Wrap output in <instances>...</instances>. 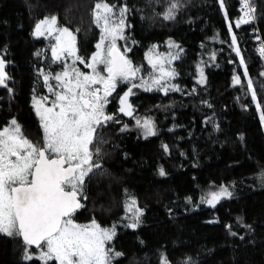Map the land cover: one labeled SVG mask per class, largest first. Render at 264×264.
<instances>
[{
  "label": "trees",
  "instance_id": "trees-1",
  "mask_svg": "<svg viewBox=\"0 0 264 264\" xmlns=\"http://www.w3.org/2000/svg\"><path fill=\"white\" fill-rule=\"evenodd\" d=\"M97 2L0 0V58L6 61L7 87L19 89L20 104L28 94L49 93L40 70L54 76L62 62H72L71 57L54 62V36H34L35 25L56 16L58 27L76 36L78 54L88 59L101 35L93 20ZM106 2L130 9L126 39L117 46L131 48L128 58L149 76L146 52L154 45L166 51L167 40H176L179 48L173 50L179 58L168 66L176 75L167 83L180 91L133 89L130 117L118 112V100L131 83H118L106 112L115 113L119 123L97 129L91 151L100 167L86 177L76 220L115 225L116 234L106 244L113 250L110 264H163L164 258L168 264H264V66L253 46L252 27L235 26L242 16L240 0H224V8L219 0H177L172 20L163 18L171 0ZM254 5L264 37V0ZM233 33L248 77L231 44ZM200 68L204 84L198 82ZM234 75L241 76L242 85H233ZM248 78L257 101L247 89ZM49 82L56 84L51 76ZM146 118L156 131L147 138L136 125ZM221 186L232 196L214 208L202 203ZM130 199L142 210L135 228L127 227L135 222L134 212L127 210ZM24 246L20 237L0 234V264H45L38 257L25 260Z\"/></svg>",
  "mask_w": 264,
  "mask_h": 264
},
{
  "label": "snow or ice",
  "instance_id": "snow-or-ice-1",
  "mask_svg": "<svg viewBox=\"0 0 264 264\" xmlns=\"http://www.w3.org/2000/svg\"><path fill=\"white\" fill-rule=\"evenodd\" d=\"M219 2L221 8H224V0ZM178 7L177 0H171L163 18L175 19ZM242 9L244 15L236 21L237 28L255 19L251 0H242ZM129 11L126 4L117 6L106 0L95 3L93 20L100 28L101 35L96 51L88 59L78 54L76 36L68 28L58 27L56 16L45 17L35 25L34 36H54L55 44L51 48L53 61L71 57L72 63L62 62V71L54 76L40 70L48 92L54 96L51 101L48 96L33 97L35 112L43 129L41 141L34 143L28 139L15 119L0 129V233L22 238L25 260L33 259L28 249L35 245L42 249L38 259L45 264L49 261L58 264L111 262L110 253L113 250L106 247V243L115 236V225L110 229L102 228L95 219L88 224H79L73 218L77 210L83 207L80 200L83 198L85 178L94 168L100 167L93 162L90 149L97 129L109 122L119 123L115 113L106 112L109 98L117 91L118 83H131L139 79L140 83H131L118 100V112L131 117L134 107L129 98L134 95L133 89L151 91L155 88L165 94L180 91L177 85L167 83L176 73L174 69L165 66L178 59V54L169 53L165 58L162 55L153 56L152 50H149L147 60L154 70L149 82L138 75L141 68L128 58L127 52L131 48L125 47L122 52L117 47L118 40L126 39L125 29L130 27L126 23ZM228 27L231 30L232 24L229 23ZM231 44L240 56V64L244 66V77H248L235 33L232 34ZM173 46L179 48L170 43V47ZM259 52L264 56V44H261ZM212 58L215 59V53ZM77 63L91 71H82ZM5 68L6 61L0 58V86L7 87L9 77ZM199 71L198 82L204 84L203 68ZM50 76L55 80V86L49 82ZM232 82L233 85H242L241 76L234 75ZM247 89L252 100L257 101L251 78L247 79ZM256 106L261 107L259 102ZM261 119L264 120V114ZM136 125L142 129L145 138L156 135L154 122L150 118L143 122L137 119ZM126 128L127 125H124L121 131ZM163 147L167 151L168 146ZM160 174L164 175L163 169ZM231 196L232 193L221 186L218 191L210 192L201 200L214 208L222 198ZM127 210L134 212L135 218V222L127 227H137L142 210L136 207L135 199H130ZM114 255L121 254L117 252ZM163 264H168L166 258Z\"/></svg>",
  "mask_w": 264,
  "mask_h": 264
},
{
  "label": "flooded vegetation",
  "instance_id": "flooded-vegetation-1",
  "mask_svg": "<svg viewBox=\"0 0 264 264\" xmlns=\"http://www.w3.org/2000/svg\"><path fill=\"white\" fill-rule=\"evenodd\" d=\"M0 89H2V93L0 94V129L8 126L9 123L13 119H15L17 123L21 126L24 135L28 139L32 140L34 143L41 141L43 137V129L41 127L39 117L36 115L35 112V108L33 105V97L35 96L37 98H40L43 96H48L50 98L49 101H51L54 99V96L51 93H46L42 95L28 94L25 96L26 98L25 104H20V102L17 100V97L20 96L19 89L15 85L9 84L7 88L2 87ZM9 89H11V91H9ZM27 111L28 113L30 112L29 117L26 114ZM93 145L90 146V149ZM85 181H84V185H85ZM82 200L83 198H81L80 200L81 204H82ZM73 218L75 222L79 224L90 223V220L77 221L76 213L74 214ZM0 234L6 237H10L3 233ZM28 251L33 254V257H37L39 254L38 251L40 250L35 246H30Z\"/></svg>",
  "mask_w": 264,
  "mask_h": 264
},
{
  "label": "rangeland",
  "instance_id": "rangeland-1",
  "mask_svg": "<svg viewBox=\"0 0 264 264\" xmlns=\"http://www.w3.org/2000/svg\"><path fill=\"white\" fill-rule=\"evenodd\" d=\"M98 43V41L96 42V44ZM170 43L172 44V45H177V42H176V40L175 39H173V38H169L168 40H167V42H166V51H161V52H159L158 51V48H159V46L158 45H155L156 47L155 48H151L150 50H152V55L153 56H156V55H162V56H164L165 58H167V56H168V54L169 53H172L173 55H174V50H173V48L175 47V46H173V47H170ZM96 51V50H95ZM148 53H149V50L146 52V63L148 64V60H147V55H148ZM174 62V60H172L171 61V64H166L165 66L167 67V68H169L168 66H170V65H172V63ZM66 63H68V64H71L72 62L71 61H68V62H66ZM79 64L77 63V66H78ZM149 65V67H151V69H152V66L150 65V64H148ZM80 69H81V67L80 66H78ZM103 67L104 66H100V68L101 69H103ZM138 67H140L141 68V72L138 74L140 77H143L144 79H147V80H150L149 78H150V76L148 75V73H144V71H143V69H142V67L141 66H138ZM62 71V70H61ZM60 71V72H61ZM82 71H84V72H90L91 70L90 69H87V68H85V70H82ZM152 72H153V69H152ZM135 81V80H134ZM134 81H132L131 83H134ZM137 84L138 83H140V81L138 80V82H136ZM47 91H48V88H47ZM50 99V98H49ZM91 222V221H90ZM99 224V223H98ZM100 225V224H99ZM102 228H111L110 226H102V225H100ZM108 243V242H107ZM106 243V244H107ZM107 247V246H106ZM40 251H38V253L40 254V252L42 251V249H39ZM39 254H38V256L37 257H39ZM58 263V262H57Z\"/></svg>",
  "mask_w": 264,
  "mask_h": 264
},
{
  "label": "built area",
  "instance_id": "built-area-1",
  "mask_svg": "<svg viewBox=\"0 0 264 264\" xmlns=\"http://www.w3.org/2000/svg\"><path fill=\"white\" fill-rule=\"evenodd\" d=\"M240 6L242 9V0H240ZM251 6L255 9V12H254L255 19L252 20L251 23H249L247 25H250L252 27L251 28V35H252L253 46H254V48L257 49V52H258L260 59H261V62L264 66V56H261V54L259 52L261 44H264V37L262 36L261 31H260L259 26H258V17H257V13H256V6L254 5V0H251ZM243 15H244V11L242 9V16ZM257 37H259V39H257Z\"/></svg>",
  "mask_w": 264,
  "mask_h": 264
},
{
  "label": "water",
  "instance_id": "water-1",
  "mask_svg": "<svg viewBox=\"0 0 264 264\" xmlns=\"http://www.w3.org/2000/svg\"><path fill=\"white\" fill-rule=\"evenodd\" d=\"M118 47V46H117ZM121 50V49H120ZM122 51V50H121ZM123 52V51H122ZM33 246H35V245H33ZM36 247V246H35Z\"/></svg>",
  "mask_w": 264,
  "mask_h": 264
}]
</instances>
